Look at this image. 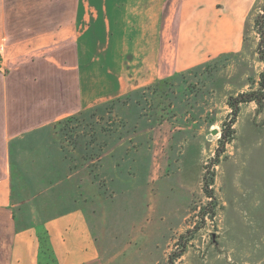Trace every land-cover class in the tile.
<instances>
[{
    "label": "rangeland",
    "instance_id": "obj_1",
    "mask_svg": "<svg viewBox=\"0 0 264 264\" xmlns=\"http://www.w3.org/2000/svg\"><path fill=\"white\" fill-rule=\"evenodd\" d=\"M263 74L264 0H253L241 52L173 78L164 91L99 104L18 146L19 223L40 226L67 205L71 187L83 206L94 190L90 172L107 195L100 232L111 264H264ZM245 95L254 101L238 103ZM63 163L74 169L71 186L57 183Z\"/></svg>",
    "mask_w": 264,
    "mask_h": 264
},
{
    "label": "crops",
    "instance_id": "obj_2",
    "mask_svg": "<svg viewBox=\"0 0 264 264\" xmlns=\"http://www.w3.org/2000/svg\"><path fill=\"white\" fill-rule=\"evenodd\" d=\"M252 4L0 0V39L5 42L0 59V264L113 262L100 232L99 211L107 195L90 180V172L94 190L83 206L71 187L67 205L40 226L19 223L13 197L15 149L99 104L134 91H164L173 78L241 52ZM57 170L64 171L57 183L71 186L74 169L63 163Z\"/></svg>",
    "mask_w": 264,
    "mask_h": 264
},
{
    "label": "trees",
    "instance_id": "obj_3",
    "mask_svg": "<svg viewBox=\"0 0 264 264\" xmlns=\"http://www.w3.org/2000/svg\"><path fill=\"white\" fill-rule=\"evenodd\" d=\"M261 87L264 88V74H263V76H262V80H261ZM263 99H264V98H262V100H258V104H260L261 101H263ZM251 101H254V99L251 98L249 95H247V96L245 95V96H241V97L239 98L238 103H247V102H251ZM232 108H233V110H234V111H233V114H232V116H233L234 118L232 119V121H231L230 124L234 123L235 117L237 116V110H238V108H237L236 105H233ZM230 124L227 126L228 129H230V127H231ZM231 133H232V132H231ZM231 133H230V134H231ZM230 134H227L226 132H224V134H223L224 139H226L227 136H230ZM43 239H44V238H43Z\"/></svg>",
    "mask_w": 264,
    "mask_h": 264
},
{
    "label": "built area",
    "instance_id": "obj_4",
    "mask_svg": "<svg viewBox=\"0 0 264 264\" xmlns=\"http://www.w3.org/2000/svg\"><path fill=\"white\" fill-rule=\"evenodd\" d=\"M5 53V42L4 39H0V59L3 58Z\"/></svg>",
    "mask_w": 264,
    "mask_h": 264
},
{
    "label": "water",
    "instance_id": "obj_5",
    "mask_svg": "<svg viewBox=\"0 0 264 264\" xmlns=\"http://www.w3.org/2000/svg\"><path fill=\"white\" fill-rule=\"evenodd\" d=\"M218 133V131L216 129L211 130L210 135H216ZM211 136H209V138H211Z\"/></svg>",
    "mask_w": 264,
    "mask_h": 264
}]
</instances>
